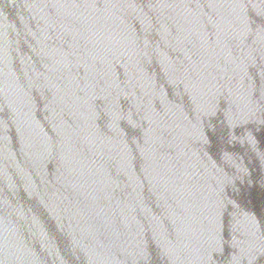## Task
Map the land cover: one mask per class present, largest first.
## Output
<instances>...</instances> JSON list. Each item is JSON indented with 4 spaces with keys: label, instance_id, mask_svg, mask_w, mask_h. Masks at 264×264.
<instances>
[{
    "label": "water",
    "instance_id": "water-1",
    "mask_svg": "<svg viewBox=\"0 0 264 264\" xmlns=\"http://www.w3.org/2000/svg\"><path fill=\"white\" fill-rule=\"evenodd\" d=\"M0 264H264V0H0Z\"/></svg>",
    "mask_w": 264,
    "mask_h": 264
}]
</instances>
